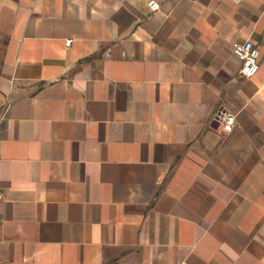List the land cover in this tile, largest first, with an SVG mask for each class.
I'll return each instance as SVG.
<instances>
[{"label": "crops", "instance_id": "obj_1", "mask_svg": "<svg viewBox=\"0 0 264 264\" xmlns=\"http://www.w3.org/2000/svg\"><path fill=\"white\" fill-rule=\"evenodd\" d=\"M150 1L0 0V264H264V0Z\"/></svg>", "mask_w": 264, "mask_h": 264}, {"label": "built area", "instance_id": "obj_2", "mask_svg": "<svg viewBox=\"0 0 264 264\" xmlns=\"http://www.w3.org/2000/svg\"><path fill=\"white\" fill-rule=\"evenodd\" d=\"M148 5L154 12L160 9V4L156 0L150 1ZM70 43L71 40L67 41V45H70ZM232 51L241 61L240 75L245 79L254 77L259 71L260 47L252 41L234 42L232 44ZM218 121L225 132H231L236 126L235 116L227 112L221 113ZM1 201L2 196L0 195V203Z\"/></svg>", "mask_w": 264, "mask_h": 264}]
</instances>
